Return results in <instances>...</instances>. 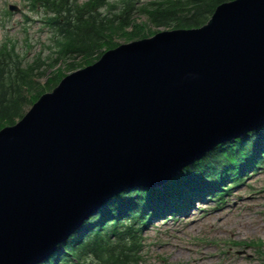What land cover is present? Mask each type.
<instances>
[{
    "label": "water",
    "instance_id": "water-1",
    "mask_svg": "<svg viewBox=\"0 0 264 264\" xmlns=\"http://www.w3.org/2000/svg\"><path fill=\"white\" fill-rule=\"evenodd\" d=\"M264 123V0L108 49L0 129V264H34L109 197Z\"/></svg>",
    "mask_w": 264,
    "mask_h": 264
},
{
    "label": "trees",
    "instance_id": "trees-1",
    "mask_svg": "<svg viewBox=\"0 0 264 264\" xmlns=\"http://www.w3.org/2000/svg\"><path fill=\"white\" fill-rule=\"evenodd\" d=\"M226 0H154L142 7L148 23L170 28L196 27L204 23L215 7ZM60 3V6H63ZM85 6H63V22L59 29L61 39L55 58L81 56L76 63L86 65L96 59L101 48L116 43L113 34L127 39L147 34L145 23L133 22L127 17L120 21L98 19ZM128 8V7H127ZM126 8V9H127ZM126 9L122 14L125 13ZM130 22L127 24V22ZM132 26L130 31L126 27ZM17 54L0 50V128L13 123L25 108L45 89L36 78L44 72L38 70L44 63L22 66ZM74 62L70 66H73ZM61 70L56 68L52 78L57 79ZM264 125L245 136L217 145L211 152L156 188L132 187L109 199L47 258L37 264H136L133 254L140 244L139 233L148 222L162 213L175 211L170 208L188 206L193 196L204 194L209 184L221 186L225 179L256 166L264 160ZM181 211V209L179 210Z\"/></svg>",
    "mask_w": 264,
    "mask_h": 264
},
{
    "label": "rangeland",
    "instance_id": "rangeland-1",
    "mask_svg": "<svg viewBox=\"0 0 264 264\" xmlns=\"http://www.w3.org/2000/svg\"><path fill=\"white\" fill-rule=\"evenodd\" d=\"M84 1L79 0L80 3ZM103 1L115 4L116 20L120 21L123 5L128 0ZM141 1L146 4L149 0ZM9 4L18 5L20 10L10 12ZM140 6L141 3L130 5L134 9L128 10L124 17L133 15V22L145 23L144 27H149L147 34L170 29L167 25L148 23L145 12L139 11ZM103 10L102 7L98 12L102 15ZM42 12V7L33 8L29 0H0V47L14 48L28 63L36 61V55L47 56L52 37L50 28L42 22ZM132 28L128 26L126 30ZM113 41L122 43L128 39L119 34ZM50 55L54 57L53 53ZM80 60L81 56L59 59L54 67L44 71L45 75L36 78L38 84L45 85L46 78L54 77L56 68L63 75L72 71ZM241 179L228 193L209 197L198 204L196 200L187 213L173 218L167 214L159 217L143 234L138 263L264 264V165L259 164L252 171L249 169Z\"/></svg>",
    "mask_w": 264,
    "mask_h": 264
}]
</instances>
